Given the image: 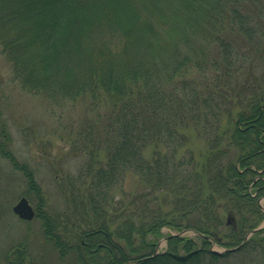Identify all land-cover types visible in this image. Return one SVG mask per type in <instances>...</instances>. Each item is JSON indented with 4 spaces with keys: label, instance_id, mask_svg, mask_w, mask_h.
<instances>
[{
    "label": "trees",
    "instance_id": "trees-1",
    "mask_svg": "<svg viewBox=\"0 0 264 264\" xmlns=\"http://www.w3.org/2000/svg\"><path fill=\"white\" fill-rule=\"evenodd\" d=\"M0 44L86 158L53 212L0 118L42 230L3 264H264V0H0Z\"/></svg>",
    "mask_w": 264,
    "mask_h": 264
},
{
    "label": "rangeland",
    "instance_id": "rangeland-1",
    "mask_svg": "<svg viewBox=\"0 0 264 264\" xmlns=\"http://www.w3.org/2000/svg\"><path fill=\"white\" fill-rule=\"evenodd\" d=\"M67 110L53 106L43 94L29 92L14 79L11 62L7 59L0 44V118L10 132L9 147L19 163H23L33 171L37 183L41 186L47 202V209L61 211L66 205L63 179L68 174H76L85 161V155L74 146L66 129L67 121L58 119V114ZM190 145L196 151L205 145V140L193 135ZM127 189H134L131 180ZM27 181L23 173L15 169L7 157L0 153V264L4 263L5 254L14 245L29 237L36 246L41 242V220L36 216L37 202L26 196ZM27 197L35 209L31 219L20 217L13 209L21 197ZM264 212V196L259 200ZM49 206V207H48ZM224 220L233 217L222 212ZM235 224V221H234ZM264 224V219L260 225ZM259 225V226H260ZM182 234L193 237L194 229L177 230L169 226L162 227V235L158 238L155 250L163 251L167 246V236ZM37 243V244H36ZM225 248L216 242L212 249ZM38 250L37 247L34 251ZM54 264H61L53 252L45 253ZM227 264H243L235 258Z\"/></svg>",
    "mask_w": 264,
    "mask_h": 264
},
{
    "label": "water",
    "instance_id": "water-1",
    "mask_svg": "<svg viewBox=\"0 0 264 264\" xmlns=\"http://www.w3.org/2000/svg\"><path fill=\"white\" fill-rule=\"evenodd\" d=\"M13 209L20 217L25 218V219H31L35 216L34 207L30 203L29 199L25 196H23L19 199V201L14 205ZM230 222H233V221H231V218L229 217L228 223H230ZM263 227H264V224L257 226L256 228H253L251 231H249L246 234L242 243H244L252 233L262 229ZM240 246H241V244L238 246H234V247L224 248L222 250H216V249H213V250L216 252H219V253L230 252V251L237 250Z\"/></svg>",
    "mask_w": 264,
    "mask_h": 264
}]
</instances>
